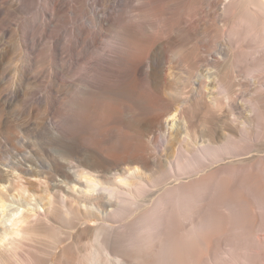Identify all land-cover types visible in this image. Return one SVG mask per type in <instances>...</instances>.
Here are the masks:
<instances>
[{
	"label": "bare ground",
	"instance_id": "bare-ground-1",
	"mask_svg": "<svg viewBox=\"0 0 264 264\" xmlns=\"http://www.w3.org/2000/svg\"><path fill=\"white\" fill-rule=\"evenodd\" d=\"M10 104L0 264H264V0H0Z\"/></svg>",
	"mask_w": 264,
	"mask_h": 264
},
{
	"label": "rangeland",
	"instance_id": "rangeland-1",
	"mask_svg": "<svg viewBox=\"0 0 264 264\" xmlns=\"http://www.w3.org/2000/svg\"><path fill=\"white\" fill-rule=\"evenodd\" d=\"M38 25V24H37ZM19 81H17L18 83ZM59 93L63 94L66 91H64L62 89V87L60 86L58 88ZM66 94V93H65ZM20 99L19 101L16 103L18 104V106H20ZM15 106L13 104H10L8 107H6L5 111H7L6 113V120L8 122V124L6 125L5 129L2 131V134L0 136V139L3 141V146L0 147V162L1 163H7L9 160H13L14 157H23L24 155H26V153L24 152V147L21 145L20 140L15 139L14 138V133L16 134V132L18 131V128H16V126L20 125L23 121V117H21L20 115H17L16 112L14 111ZM12 124V125H11ZM17 135V134H16ZM5 139L7 141H5ZM34 144L36 146H40V144L44 145L45 143V139H35ZM74 154H76V152H72ZM77 158L84 160L85 157L78 155L77 154ZM86 159V158H85ZM25 163H27V161H25ZM15 179H12L14 181H16L15 183L20 184V185H26L27 183L25 182L26 179H33L35 180L36 183H38L40 186H38V188L43 187V181H44V175L38 174V173H26L24 171H16V175H15ZM6 185V184H5ZM19 188V185L18 187ZM1 216V213H0ZM25 247V246H24ZM27 247V245H26Z\"/></svg>",
	"mask_w": 264,
	"mask_h": 264
}]
</instances>
